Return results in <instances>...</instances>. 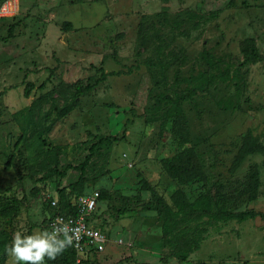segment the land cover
Returning a JSON list of instances; mask_svg holds the SVG:
<instances>
[{
  "label": "rangeland",
  "instance_id": "obj_1",
  "mask_svg": "<svg viewBox=\"0 0 264 264\" xmlns=\"http://www.w3.org/2000/svg\"><path fill=\"white\" fill-rule=\"evenodd\" d=\"M11 24L0 41V232L46 229L53 195L80 176L69 167L95 146L83 185L102 192L107 242L88 264H264V0H0V37ZM247 38L261 57L243 65ZM92 65L118 73L68 111L100 76ZM181 154L190 180L165 168ZM210 188L214 210L257 215L194 223L199 248L179 261L154 196L174 206Z\"/></svg>",
  "mask_w": 264,
  "mask_h": 264
},
{
  "label": "trees",
  "instance_id": "obj_2",
  "mask_svg": "<svg viewBox=\"0 0 264 264\" xmlns=\"http://www.w3.org/2000/svg\"><path fill=\"white\" fill-rule=\"evenodd\" d=\"M14 24H11L8 29V33L5 36L0 37V41L7 42L12 37H14ZM242 53L244 54L243 65L246 63H255L261 57V54L255 44L253 38H247L242 43L241 47ZM100 72V76L94 83H87L82 86L79 91L74 94L72 103L68 107V111H73L79 107V99L92 90L98 83L105 81L109 76L117 74L118 72H106L103 67H96ZM33 88V84H29L26 89V95L29 94L30 90ZM169 99L175 101L178 104V100H174L170 96ZM177 134L179 138L185 141V134L182 127L181 119L178 117L176 121ZM107 140L110 137L105 138ZM105 139H101L99 143H102ZM114 140H118V136L113 137ZM95 146H93L90 154L86 157L85 161L79 166H70L69 168H77L80 170V176L78 180L66 188L59 190V212L76 214L77 209L74 203V199H78L80 196L86 194V186L84 187V177L86 167L91 160V157L95 153ZM191 162L185 160L183 154L178 156L173 160H165V168L167 169L170 176L178 178L180 180H190L192 177L196 176L195 170L191 167ZM60 174H65L62 172ZM75 195V196H74ZM103 195L100 192V199ZM155 210L158 216L162 219V233L165 238L170 236H175V240L172 242L173 254L179 261H186L188 256L197 250L200 245V229L199 225H193L194 223L206 219L208 221L212 220H222L237 218L238 220H245L248 217L256 216L257 213L253 210L245 211H223L214 210L215 205L218 202V195L214 188H210L208 191L200 194L194 200H189L183 193H178L174 198V206L170 205L162 196L155 194ZM54 209V208H53ZM20 210L19 204L8 208L3 207L1 210V215L3 217H14L18 214ZM58 210V209H57ZM55 209L50 216L55 214ZM264 217V214H260ZM49 216V217H50ZM48 223L46 224V229H48ZM13 235L11 232H0V264H6L9 254L6 249L11 244ZM90 255V254H89ZM89 255L86 259V264H88L90 258ZM76 259V251L73 245L67 247L62 253L56 256L54 262L56 264H72Z\"/></svg>",
  "mask_w": 264,
  "mask_h": 264
},
{
  "label": "built area",
  "instance_id": "obj_3",
  "mask_svg": "<svg viewBox=\"0 0 264 264\" xmlns=\"http://www.w3.org/2000/svg\"><path fill=\"white\" fill-rule=\"evenodd\" d=\"M99 200L100 191L97 189L84 194L74 199L77 213L69 214L59 212V193L53 195L51 204L56 211L49 217L48 229L58 219L70 222V226L75 229L78 238H74L72 244L76 251V259L72 264H86V259L93 250L102 251L105 247L107 235L99 224L102 217L97 211Z\"/></svg>",
  "mask_w": 264,
  "mask_h": 264
},
{
  "label": "clouds",
  "instance_id": "obj_4",
  "mask_svg": "<svg viewBox=\"0 0 264 264\" xmlns=\"http://www.w3.org/2000/svg\"><path fill=\"white\" fill-rule=\"evenodd\" d=\"M78 238L75 229L69 223L58 219L50 229L31 233L16 232L7 253L13 258V264H46L54 259Z\"/></svg>",
  "mask_w": 264,
  "mask_h": 264
}]
</instances>
